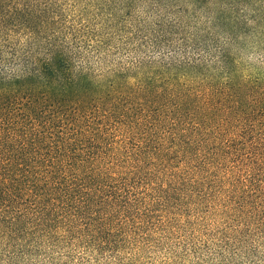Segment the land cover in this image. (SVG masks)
<instances>
[{
    "label": "trees",
    "instance_id": "obj_1",
    "mask_svg": "<svg viewBox=\"0 0 264 264\" xmlns=\"http://www.w3.org/2000/svg\"><path fill=\"white\" fill-rule=\"evenodd\" d=\"M0 264H264V0H0Z\"/></svg>",
    "mask_w": 264,
    "mask_h": 264
}]
</instances>
